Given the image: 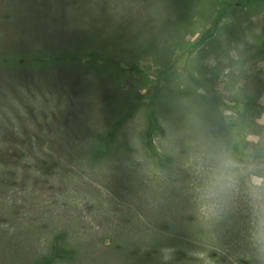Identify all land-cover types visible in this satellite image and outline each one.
Listing matches in <instances>:
<instances>
[{
    "label": "rangeland",
    "instance_id": "1",
    "mask_svg": "<svg viewBox=\"0 0 264 264\" xmlns=\"http://www.w3.org/2000/svg\"><path fill=\"white\" fill-rule=\"evenodd\" d=\"M254 177L264 0H0V264H264Z\"/></svg>",
    "mask_w": 264,
    "mask_h": 264
},
{
    "label": "clouds",
    "instance_id": "2",
    "mask_svg": "<svg viewBox=\"0 0 264 264\" xmlns=\"http://www.w3.org/2000/svg\"><path fill=\"white\" fill-rule=\"evenodd\" d=\"M234 164L233 161L231 160H226L223 164V167L225 168H230L232 167ZM218 183H219V179H218ZM253 183L259 188L264 186V177H254L253 178ZM255 195V194H254ZM168 257H165V259H167Z\"/></svg>",
    "mask_w": 264,
    "mask_h": 264
},
{
    "label": "trees",
    "instance_id": "3",
    "mask_svg": "<svg viewBox=\"0 0 264 264\" xmlns=\"http://www.w3.org/2000/svg\"><path fill=\"white\" fill-rule=\"evenodd\" d=\"M55 57H60V56H55ZM102 145H103V143H102V144H100V147H102ZM57 251H58L57 247H56V248H54L53 254H55ZM42 264H44V262H43Z\"/></svg>",
    "mask_w": 264,
    "mask_h": 264
}]
</instances>
